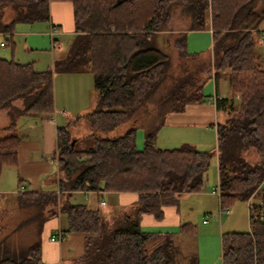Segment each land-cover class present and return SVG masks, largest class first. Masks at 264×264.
<instances>
[{"label": "trees", "instance_id": "1", "mask_svg": "<svg viewBox=\"0 0 264 264\" xmlns=\"http://www.w3.org/2000/svg\"><path fill=\"white\" fill-rule=\"evenodd\" d=\"M51 2L72 8L73 35L64 54L41 72L0 57V110L7 117L0 174L17 162L18 119L53 113L55 74L89 73L96 99L91 111L73 119L86 124L85 137H71L69 121L55 131L57 192L16 193L12 209L28 213L24 222L35 225L36 236L47 218L64 215L65 234L85 237L73 264H197L169 234L143 231L139 219L147 214L158 221L181 195L199 192L214 157L219 209L245 202L249 219L248 232L220 235V264H264V70L255 54L264 0H0V48L12 46L16 25L48 22ZM8 7L12 17L3 21ZM177 9L189 20L188 32L211 30V52L207 62L195 60L186 34H176L172 45L181 63L175 75L168 49L155 39ZM208 73L223 75L228 86V95L214 103L224 120L214 127L213 151L190 144L157 148L166 115L203 104ZM128 122L122 135L108 136ZM74 192H132L137 200L108 223L99 211L72 203ZM0 264H44L39 241L19 249L0 242Z\"/></svg>", "mask_w": 264, "mask_h": 264}, {"label": "crops", "instance_id": "2", "mask_svg": "<svg viewBox=\"0 0 264 264\" xmlns=\"http://www.w3.org/2000/svg\"><path fill=\"white\" fill-rule=\"evenodd\" d=\"M16 26L17 32H13L11 38L12 46L6 47L9 49L5 55L6 59H12L20 64H32L33 69L37 72L44 71L50 67L53 58L59 54L57 50L59 48L58 36H68L71 39L73 35L71 5L67 2H51L49 4L48 22ZM261 27L262 25L259 29L262 33ZM174 33L186 34L185 45L189 54L200 53L203 47H207L210 40V47L204 54H194L201 61L207 62L209 60L211 52V30L209 28L201 32H188L187 30L172 33L170 31L160 32L155 39L159 49L170 50L167 36ZM263 39L260 37L258 43L264 45L262 44ZM199 43L203 45L202 48L199 47ZM15 48L22 50L23 53L21 52L22 55L19 57L22 62L17 59ZM53 49H56V54L48 55ZM207 75L209 78L206 79L205 83L209 82L207 87L210 86V83L212 84V94L210 95V90L207 89L208 98L204 100L203 104L188 105L181 113L166 115L163 125L156 134L155 145L157 148H176L181 144H190L189 139H195L200 144H207L204 143V140L210 139V129L213 130L215 125L221 122L223 116L221 112L216 111L215 100L225 98L228 95V86L223 75L214 79L212 74L208 73ZM204 92L202 90L203 95ZM52 94L53 113L51 115L36 118V122H26L21 129H19L20 120L16 125L19 138L17 162L15 166L3 169L0 174V178H2L0 186H9L6 189L10 191L1 199L2 201L5 199L4 202L16 196V193H20V187L24 189V192H57V172L54 161L55 131L57 128L63 127L67 121L73 120L77 115L91 111L96 96L93 90L92 77L89 73L55 74L52 78ZM167 132H170V135ZM167 134L170 136L169 138L166 137ZM53 171L54 173H52ZM214 189L216 187L210 190L208 194L216 198V206L219 210L217 196L212 194ZM0 194L5 193L1 192ZM204 195L207 196V191L183 194L179 197L177 206L163 208L162 218L158 221L151 215L142 214L139 219V226L145 232L169 234L172 240H179L180 249H178L182 253L184 252L182 245H184L186 235L182 233L184 224H181L182 220L179 216L180 204L185 199L202 198ZM70 200L74 204L99 211L103 219L109 223L117 217H112L111 212L117 210L120 215L122 212L129 211L137 200V194L132 192H74L71 194ZM201 224L204 225L203 228L208 227L203 221ZM66 228V217L59 213L47 218L40 226V232L36 239L40 244V258L44 264H73L82 255L84 235L65 234ZM221 234L222 231L219 230V237ZM56 236H59V239ZM51 238H55V240L50 241ZM195 243L194 248L185 253V256L194 255L197 264H205L204 260L199 263V248L197 241Z\"/></svg>", "mask_w": 264, "mask_h": 264}, {"label": "rangeland", "instance_id": "3", "mask_svg": "<svg viewBox=\"0 0 264 264\" xmlns=\"http://www.w3.org/2000/svg\"><path fill=\"white\" fill-rule=\"evenodd\" d=\"M12 10L8 7L4 9V17L3 21H7L9 18L12 17ZM20 25H27V24H18L16 27ZM261 38H264V21L261 22ZM189 26V20L186 16L182 15V13L177 9L175 10L172 15L170 16V19L168 23L166 24V27L164 31L167 32H179L181 30H187ZM17 32V28L14 29V33ZM161 32V33H162ZM23 36V35H22ZM176 34H170L168 35L169 39V45L170 50L168 49V53L171 58L172 63V69L173 73L175 75H178V68L181 62H179L177 52L173 48V40ZM59 48L58 53L64 54V52L67 49V46L70 42V37L64 36L59 37ZM3 42V40L0 38V42ZM199 47H203L201 43H199ZM210 47V40L208 41L207 47H203L200 51V53H192V54H204ZM15 55H17V59L22 62L19 57L22 55V50L19 48H15ZM9 51L8 48H0V57L6 58L5 55ZM14 52V51H13ZM189 52V51H188ZM203 52V53H202ZM23 53V52H22ZM191 53V52H190ZM9 54V53H8ZM50 54H56V49L51 50L48 55ZM255 54L259 57V66L261 69L264 70V45H261L259 43L256 44L255 47ZM9 58V56H7ZM200 58V57H199ZM206 58V57H205ZM200 60V59H197ZM36 64V63H35ZM209 82L205 83L203 85L202 90L205 91L204 97L207 99V89L210 90V95L213 92L212 84L210 83V86L207 87V84ZM209 95V96H210ZM96 96V93H95ZM151 111V108L149 109ZM222 116V120H224ZM20 120L19 129H21L22 125L26 122H36V118L34 117H22L19 118ZM71 122V126L69 127V132L71 137H85L87 135V126L82 121L74 122L73 120H69ZM7 123V117L3 110H0V128L5 126ZM18 124V122H17ZM16 124V125H17ZM32 125V123H31ZM130 127L129 122L126 124H122L118 126L114 131L108 134V136H120L122 135L128 128ZM16 135L18 134V131L15 130ZM170 135V132H167ZM143 134L144 130L142 127L138 126L136 131V145L138 148H141L142 142H143ZM167 134L166 137H170ZM209 138L204 140V143L207 144H200L195 139H189L191 145H193L197 150L201 151H209L212 150L215 146V135H214V129L212 128L209 131ZM197 142V143H195ZM207 145V146H206ZM213 151V150H212ZM55 161V159H54ZM54 173V171L52 172ZM6 177V176H5ZM2 182V178H0V183ZM217 183V176H216V160L213 157L210 160L209 167L207 169L205 179L203 186L199 192H205L207 191V196L204 195L202 198H191V199H185L183 203L180 204L179 207V216L181 218V224L188 225L185 226L187 231H185V242L184 245V252L180 253L181 255H185L188 251L194 248L195 242L197 241V246L199 248V263L203 262L205 264H220V237H219V230L222 231V234L225 233H246L249 230V219H248V210H247V204L245 202L241 201H235L233 204H231L227 209V214H222L221 216L218 215V208L216 204V198L214 196H210L208 192L216 187ZM26 185V184H25ZM9 188L5 186H0V193L3 192L5 194H0V242L8 244L12 248H24L33 243L36 240V229L35 225L33 226V223H27L24 222L25 219L28 217L26 216L28 213L25 211H18L17 209H12L14 202L11 200H4L1 199L6 195V193L10 192L8 191ZM13 190V189H11ZM261 204V203H260ZM261 210H264V204H261ZM127 211V210H126ZM116 213V214H115ZM119 212L117 210H113L111 212L112 217L118 216ZM103 219V217H102ZM103 221H105L103 219ZM112 221V220H111ZM110 221V222H111ZM208 225L207 228H203L204 225L201 224V222ZM106 222V221H105ZM207 222V223H206ZM177 238V237H176ZM195 240V242H194ZM179 240L175 241L176 246L180 249ZM180 258V257H179Z\"/></svg>", "mask_w": 264, "mask_h": 264}, {"label": "built area", "instance_id": "4", "mask_svg": "<svg viewBox=\"0 0 264 264\" xmlns=\"http://www.w3.org/2000/svg\"><path fill=\"white\" fill-rule=\"evenodd\" d=\"M262 44H264V39L262 40ZM0 46L3 47L4 45L0 44ZM19 192H24V189L22 187H20ZM212 194H214L216 196L218 195L217 188L212 191ZM218 212H219L218 213L219 216L222 214H227V209H219ZM262 216L264 217V210L262 211ZM56 238L59 239V236H56ZM54 240H55V238L50 239V241H54Z\"/></svg>", "mask_w": 264, "mask_h": 264}]
</instances>
